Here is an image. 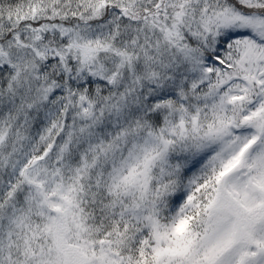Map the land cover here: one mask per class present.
I'll return each instance as SVG.
<instances>
[{"label":"snow or ice","instance_id":"1","mask_svg":"<svg viewBox=\"0 0 264 264\" xmlns=\"http://www.w3.org/2000/svg\"><path fill=\"white\" fill-rule=\"evenodd\" d=\"M0 264H264V0H0Z\"/></svg>","mask_w":264,"mask_h":264}]
</instances>
